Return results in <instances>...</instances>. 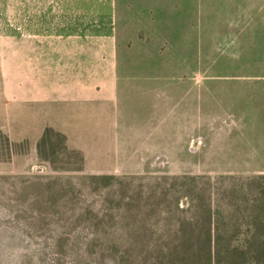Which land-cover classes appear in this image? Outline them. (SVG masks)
Masks as SVG:
<instances>
[{
  "label": "rangeland",
  "instance_id": "374dc122",
  "mask_svg": "<svg viewBox=\"0 0 264 264\" xmlns=\"http://www.w3.org/2000/svg\"><path fill=\"white\" fill-rule=\"evenodd\" d=\"M112 2L0 0V264H153L163 178L264 175V0Z\"/></svg>",
  "mask_w": 264,
  "mask_h": 264
},
{
  "label": "trees",
  "instance_id": "16d2710c",
  "mask_svg": "<svg viewBox=\"0 0 264 264\" xmlns=\"http://www.w3.org/2000/svg\"><path fill=\"white\" fill-rule=\"evenodd\" d=\"M52 137L54 142H51ZM36 148L38 158L48 161L52 168L51 157L59 153L77 159L78 166L73 171H82L84 167L82 153L68 149L65 137L53 129H45ZM91 179L107 182L103 189L114 180L112 176ZM162 180L164 188L160 189V196L153 194V200L165 198L176 211L175 217L163 224L164 227L151 226L157 233L172 235L173 239L156 241L146 249L144 243L139 246L141 251L145 249V253L158 257L153 264H162L169 255H176L178 264H198L200 258L203 264H212L213 259L217 263L220 257L230 256L248 261L264 258V175L186 176ZM176 187L178 189L173 191ZM174 194L185 199L183 207L173 198ZM137 227L138 232H142L144 226L138 224Z\"/></svg>",
  "mask_w": 264,
  "mask_h": 264
},
{
  "label": "crops",
  "instance_id": "0c3cea01",
  "mask_svg": "<svg viewBox=\"0 0 264 264\" xmlns=\"http://www.w3.org/2000/svg\"><path fill=\"white\" fill-rule=\"evenodd\" d=\"M16 1L19 2V3H29V2H38V1H40V0H16ZM76 1L81 2V1H86V0H76ZM106 2L108 3V8H109V9H112V8H113V2H112V0H106ZM110 29H111V24H110ZM55 131H56V130H55ZM57 132L60 133V134H62V135L64 136L63 133H61V132H59V131H57ZM64 137H65V136H64ZM65 142H66V146L68 147V149H70V150H76V151L81 152L82 155H83V157H84V161H86V160H85V156H84V154H83L82 151H80V150H78V149H71V148H69V146H68V144H67V141H65Z\"/></svg>",
  "mask_w": 264,
  "mask_h": 264
}]
</instances>
